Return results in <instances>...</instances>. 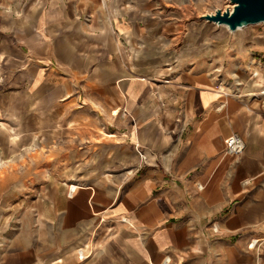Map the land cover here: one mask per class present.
Here are the masks:
<instances>
[{
    "label": "crops",
    "instance_id": "obj_1",
    "mask_svg": "<svg viewBox=\"0 0 264 264\" xmlns=\"http://www.w3.org/2000/svg\"><path fill=\"white\" fill-rule=\"evenodd\" d=\"M196 7L0 0V264H264V41Z\"/></svg>",
    "mask_w": 264,
    "mask_h": 264
},
{
    "label": "water",
    "instance_id": "obj_2",
    "mask_svg": "<svg viewBox=\"0 0 264 264\" xmlns=\"http://www.w3.org/2000/svg\"><path fill=\"white\" fill-rule=\"evenodd\" d=\"M231 6L216 8L202 15L203 18L236 30L249 24L264 21V0H230Z\"/></svg>",
    "mask_w": 264,
    "mask_h": 264
},
{
    "label": "rangeland",
    "instance_id": "obj_3",
    "mask_svg": "<svg viewBox=\"0 0 264 264\" xmlns=\"http://www.w3.org/2000/svg\"><path fill=\"white\" fill-rule=\"evenodd\" d=\"M197 2V10L190 14L195 21L202 22L203 24H206V26H211L212 29L215 31L219 26L222 24H217L213 21H209L202 17L203 14L208 12H213L216 8H226L227 6H231L230 0H196ZM243 29L247 30L249 32L248 35H253L256 33H264V21L249 24L246 26H243ZM229 30V29H228ZM231 34L235 32V30H229ZM263 50V51H262ZM250 51V50H249ZM248 51V52H249ZM251 52L254 54H258V58L263 62L264 61V49H252ZM250 53V52H249ZM261 72L258 74L257 78L255 79V83L258 82H264V78L261 76ZM261 76V77H260Z\"/></svg>",
    "mask_w": 264,
    "mask_h": 264
},
{
    "label": "bare ground",
    "instance_id": "obj_4",
    "mask_svg": "<svg viewBox=\"0 0 264 264\" xmlns=\"http://www.w3.org/2000/svg\"><path fill=\"white\" fill-rule=\"evenodd\" d=\"M228 28H227V26L226 25H222V28H221V32H227L228 33ZM236 34H237V38L238 39H241L244 43H245V41L246 40H248V39H250V38H255L256 40H258V41H264V33H256V34H253V35H248L249 34V32L247 31V30H245V29H243V27H238L237 29H236ZM261 43H263V42H261ZM261 45H264V44H261ZM262 65H264V64H261L259 67H257L258 69H257V74L258 73H260V69L259 68H261V66ZM262 74V73H261ZM263 76H264V74H262ZM261 75V76H262ZM260 76V77H261ZM262 76V77H263ZM69 187L71 188V190H74V189H76V184H74V183H71L70 185H69ZM79 256L80 257H83L84 256V253L83 252H80L79 253Z\"/></svg>",
    "mask_w": 264,
    "mask_h": 264
},
{
    "label": "built area",
    "instance_id": "obj_5",
    "mask_svg": "<svg viewBox=\"0 0 264 264\" xmlns=\"http://www.w3.org/2000/svg\"><path fill=\"white\" fill-rule=\"evenodd\" d=\"M225 143H226V149L229 152L239 153L244 148V141L242 137L236 133L227 136L225 139ZM249 244L252 245L253 242H250Z\"/></svg>",
    "mask_w": 264,
    "mask_h": 264
}]
</instances>
